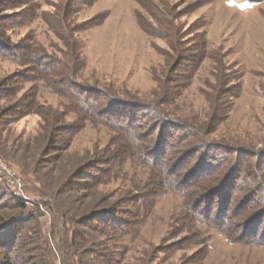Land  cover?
Returning a JSON list of instances; mask_svg holds the SVG:
<instances>
[{
  "label": "rangeland",
  "instance_id": "rangeland-1",
  "mask_svg": "<svg viewBox=\"0 0 264 264\" xmlns=\"http://www.w3.org/2000/svg\"><path fill=\"white\" fill-rule=\"evenodd\" d=\"M66 1L31 0L36 15L10 30L8 36L16 44L23 39L27 43L31 41L34 47L64 61L74 70L77 80L106 86L115 89L120 97L146 103L156 98L153 96L156 76L162 75L165 58L169 55L171 60L177 59L181 49H191L189 57L197 55V49L206 39L211 58L205 59L182 96L165 106L166 112L173 115L172 111H178L184 117L207 108L206 94L211 93V85H216L214 76L227 75L229 72L221 64H229L236 77V86L231 84L230 88L238 97L232 100L229 119L219 127L216 136L229 145L264 149V0H143V5L138 0H97L66 19L67 24L60 10ZM45 12L51 25L42 18ZM105 12L109 14L103 24L75 33L78 22ZM153 17H158L161 24H156ZM171 24L174 26H169ZM168 28L178 32L177 50L170 49L157 35V31ZM76 38L82 45L81 58ZM21 63L0 56V80L16 75L12 95L0 100V193L4 192V187L9 188L28 200V212L36 208L44 211L41 224L59 260L50 234L55 219V199L38 179L47 159L46 125L51 128L52 119L45 120L44 113L38 109L48 113L56 109L64 113L62 123L76 124L78 121L77 124H82L79 132L72 136L68 152L73 155H85L110 146L115 132L105 125L85 121L77 111H69L70 102L57 87L49 84L40 73L28 70L33 69L32 63ZM22 74L25 76H20ZM27 77L31 79L26 80ZM15 104L18 110L12 113L2 109ZM141 109L134 108L132 118L147 127L149 123L138 117L139 113L140 117L144 115ZM130 111L128 107L129 115ZM168 130L170 144L174 140L170 135L179 134L174 128ZM64 144L60 142V146ZM225 155L220 153L213 160L218 167L226 168L224 172H219L220 169L216 172L217 179L226 175L233 159L241 157L238 161L242 164L247 157L234 154L230 156L232 162L228 160L225 164ZM251 158L253 166L256 159ZM197 159L198 156L193 162ZM220 162L222 164H218ZM243 168L246 170L245 165ZM151 172L150 167L129 159L114 166L99 187L113 194L112 199L127 197V202L119 207L128 209L129 214H117L110 221L108 248L113 264H264V218L259 220L251 238L233 242L225 230L213 226L210 220L206 223L190 220L192 214L185 199L176 193L156 197L151 208L147 203L153 193L148 184ZM238 173L226 182L220 194L206 198L204 208H209L212 216L224 218L220 213L228 216L244 211L239 204L246 201L253 183L242 168ZM192 183L195 186V180ZM133 195L142 197L133 198ZM221 200L225 202L220 204L223 208L218 209ZM129 203L133 204L129 206ZM259 207L260 204L257 208L252 202L245 212L260 211ZM120 218L125 223L121 224ZM121 231L125 232V237Z\"/></svg>",
  "mask_w": 264,
  "mask_h": 264
},
{
  "label": "trees",
  "instance_id": "trees-1",
  "mask_svg": "<svg viewBox=\"0 0 264 264\" xmlns=\"http://www.w3.org/2000/svg\"><path fill=\"white\" fill-rule=\"evenodd\" d=\"M96 1L67 0L60 8L65 23L66 19L78 14L84 6H91ZM138 1L141 5L145 3L143 0ZM67 14H71L69 18ZM108 14L105 12L101 16L78 22L75 33L103 24ZM35 15L31 0H0V56L18 60L21 64L32 63L33 69L28 70L40 73L49 84L57 87L70 102L69 111H77L85 121L105 125L115 133L110 146L97 148L85 155H73L68 152L72 136L79 132L82 124H77L78 121L76 124H64V113L56 109L51 113L38 109L44 113L45 120L52 119L51 128L46 125L47 159L38 179L48 187L47 193L55 199V219L50 234L54 238L59 260L41 224L44 211L36 208L28 212V200L4 187V192L0 193V264H113L112 252L108 248L110 221L117 214H129L128 209L119 207V204L127 202V197L112 199L113 194L103 192L99 187L108 179L114 166L124 164L129 159L150 167L152 171L148 184L153 193L147 202L151 208L156 197L173 192L185 199L192 214L190 220L205 223L210 220L213 226L225 230L233 242H245L251 238L259 220L264 218V149L258 151L229 145L216 136L219 127L229 119L233 109L232 100L238 97L236 91L230 88L231 84L236 86V77L230 65L221 64L229 72L227 75L214 76L216 85L210 86L212 94H206L207 108L184 117L178 111H172L173 115H170L165 110V106L174 102L176 97H181L183 90L191 85L205 59L211 58L206 39L197 49V55L189 57L191 49L181 48L182 53L178 54L177 59L171 60L168 55L162 75L156 76L157 85L153 94L156 98L152 103L137 102L116 95L115 89L77 80L74 70L64 61L48 55L44 49L34 47L31 41L27 43L23 39L22 43L13 42L8 32ZM42 18L51 25L48 13H42ZM153 18L156 24H161L158 17ZM157 35L167 42L170 49L177 50L178 32L168 28L157 31ZM75 42L81 58L82 45L78 38ZM181 69L184 73H179ZM29 79L27 77L26 80ZM15 80L16 75H7L0 80V100L10 98ZM16 106L9 105L2 109L12 113L18 110ZM128 107L131 108L130 115ZM134 108H142L144 115L140 117L139 113L138 117L145 120L146 124L149 123L147 127L135 121V117L132 118ZM168 128L178 130L179 134L170 135L174 139L170 144ZM61 141L65 142L63 146H60ZM220 153H226L225 164L231 161L230 156L234 154L247 157L242 164L238 161L241 157L233 159L226 175L217 179L216 172L219 169V172H224L226 169L213 162ZM196 156L198 159L193 162ZM251 157L256 159L253 166L250 163ZM241 168L246 171V176H251L253 183L246 201L239 204V208L244 211L230 213L228 216L220 213L224 218L212 216L210 209L204 208L206 198L220 194L226 182L232 176L237 177ZM194 180L195 186L192 183ZM134 197L140 199L142 196ZM224 202L219 201L217 208H223L220 204ZM252 202L257 208L260 204L261 210L245 212ZM129 204L131 206L133 203ZM219 220L222 222L219 223ZM120 222L125 223L123 218H120ZM121 234L125 237V232L121 231Z\"/></svg>",
  "mask_w": 264,
  "mask_h": 264
}]
</instances>
